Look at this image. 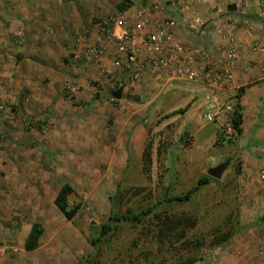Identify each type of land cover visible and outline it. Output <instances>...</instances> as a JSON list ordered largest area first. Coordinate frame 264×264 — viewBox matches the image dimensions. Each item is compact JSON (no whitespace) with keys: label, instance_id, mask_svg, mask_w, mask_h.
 <instances>
[{"label":"crops","instance_id":"crops-1","mask_svg":"<svg viewBox=\"0 0 264 264\" xmlns=\"http://www.w3.org/2000/svg\"><path fill=\"white\" fill-rule=\"evenodd\" d=\"M37 3L44 10L49 8L55 10L60 16L54 19L59 22L63 21L60 10H70L74 25L86 24L92 20L91 17L100 19L97 24L93 23L87 27L84 42L82 45H75L76 51L85 46L98 45V38L104 33L99 24L108 17L105 15L106 0H0V94L3 99H13V96L18 93V86L11 82L12 59L10 52H5L7 41L19 25L28 24L27 21L30 19L28 9L31 11L36 9ZM230 7V5L225 6L224 2L213 3L210 0H125L121 12L117 11L110 16L127 22L132 27L144 22V26L134 31L139 41L143 40L147 34L155 32L154 21L172 19L174 25L169 28L170 36L186 51L185 55L180 56L183 67L185 70H196L200 56L192 54L191 51L200 40L190 34L189 28L196 26V21L205 22L207 32L201 42L207 46L216 45L226 48L229 44L223 38V32L227 27L220 22L226 11L229 12ZM229 14L232 24L230 31L237 43L242 39V32L249 28L253 40L259 43L263 52L257 53L247 46L239 45V59L234 66L232 77L221 87L206 84L201 75L189 81L175 79L165 72L158 73L149 68L142 69L139 77L132 80L129 73L121 71L124 57L116 52L115 45L111 41L104 43L106 55L103 59L96 63L82 62L81 67L70 70L75 75L73 81L81 89L75 94L77 101L81 99L88 101L87 95L91 83L95 86L99 85V89L104 86H113V81L111 82L109 77L101 72L103 69L117 74L116 80L120 81V96L117 99L113 97L114 108L113 111L110 110L112 112L107 117L110 124L109 132L114 137V142L109 144L105 142L104 151H112L120 155L128 152H142L148 130L152 127V131H156L160 129V125H177L176 133H181L188 138V142H184V145L183 143L178 144L177 147L172 145L166 151L167 157V153L173 152L175 147L179 154L176 155L172 169L188 172L185 171L183 178L184 174L175 171L174 177L179 179V184L178 188L174 187V189L170 186L169 191L172 189L174 191L172 197L182 195L184 190L193 187L194 183L203 177L204 173L206 174L202 169L194 173L191 171L193 167L189 165L196 160V152L191 150L194 133L190 126L193 124L192 119L201 110L200 103L193 104V95L204 92L205 95H212L217 102L231 103L233 109L235 106L238 108L239 133L228 143L231 148L223 156V159H229L228 166L219 179L210 178L209 182L202 187L213 186L214 182L217 183V187L221 186L217 189L218 192H223L228 184L241 187L246 193V218H248L246 229H240L229 242L215 249L220 254L216 260L211 259L195 264H251L260 260L257 251L264 245V181L258 180V173L264 168V0H249L246 15L243 18L239 14ZM40 16L45 19V22L52 18V14L47 11L44 15L39 13V16H35L32 20L34 24L38 23ZM137 47V58L141 62L148 55L142 46ZM167 47L165 46L164 49ZM207 63L210 66H219L220 60L217 53H210ZM80 72H82L81 75L76 74ZM26 84L21 85L29 88L25 99L27 112L35 114L41 111L44 115L48 112L53 119L57 120L60 127L64 121L68 130L72 121L70 118L72 109L67 99L62 97L61 87L56 88V82L49 81L44 85L40 84L38 91L33 92L32 87ZM98 96L95 94L94 100ZM183 97L186 102L188 101L187 108L183 113H173L182 109L177 108V105ZM90 104L94 106V110L97 102ZM191 107L194 108L192 116L189 115L186 118ZM99 113L94 112L92 116H97L96 123L98 127L100 123L101 127L104 115L101 114L102 112ZM162 115H164L162 124L155 125L153 122L155 118ZM228 116L224 113L218 120L211 123L214 125L212 131L214 144L220 126ZM88 117V123L91 124H85L82 133L90 137L93 135L96 123L95 120H90L91 116ZM141 120L144 122L139 124ZM103 134L104 132L101 133ZM210 162L209 164L216 163L208 168L220 164L223 160ZM165 163L168 164L167 158ZM20 165L23 166V164ZM24 168H27L26 164ZM190 179H192L191 182ZM27 185L29 186V183H20L17 189L12 187L0 189V242H9L16 248V252L12 255H0V264H76V258L88 252L89 246L84 233H82L83 236L80 234L82 226L75 227L74 220L77 219V213L72 223L68 222L53 204L60 185L48 184L43 175L37 183L38 186L34 185L37 187L27 188ZM183 185H186L184 190H179ZM12 193L19 195L16 197ZM79 222L81 223L80 220ZM34 224L40 227L41 234L37 239L36 248L25 252L23 243Z\"/></svg>","mask_w":264,"mask_h":264},{"label":"rangeland","instance_id":"rangeland-1","mask_svg":"<svg viewBox=\"0 0 264 264\" xmlns=\"http://www.w3.org/2000/svg\"><path fill=\"white\" fill-rule=\"evenodd\" d=\"M124 1L106 0L105 15L117 13L116 5H124ZM46 11L52 14L51 20L45 22L40 16L34 24L35 16L44 15ZM60 12L62 22L54 19L60 16L55 10H44L37 3L36 9H28V24L19 25L7 41L5 52L9 51L12 59L11 82L18 86V93L13 99H3L0 94V189H17L20 183H29L27 188H35L42 175L53 186L68 183L73 190L67 199L68 206H79L75 227L82 226L80 234L83 236L84 233L89 246L88 252L76 258V264H195L216 260L220 254L215 249L229 242L240 229H246V193L231 184L218 192L221 186L217 187L213 181L215 185L202 187L188 201H165L173 196V189L179 184V179L174 177L176 170L172 169L179 154L175 147L188 142L187 137L176 133L177 125L174 124L160 125L156 131H152V127L148 130L144 138V145L151 147L147 173L142 171V152L120 155L104 151L105 142H114L107 117L114 108L112 92L116 85L99 89V85L91 83L88 101H77L76 95L67 97L62 89L66 82L76 85L75 75L70 70L82 64L70 61L77 50L76 39L84 38L87 27L97 24L100 19L91 17L86 24L74 25L70 10ZM49 81H55L56 88L61 87L62 97L70 103L72 121L68 130L64 121L60 127L48 112L46 115L41 111L27 112L25 99L29 88L21 84L27 83L36 92L40 84ZM80 91L78 87L77 93ZM95 94L99 96L94 100ZM204 95V92L194 94L193 104H201ZM92 102H97V110H93ZM187 104L183 97L177 108ZM193 109L190 108L186 118L192 116ZM94 112L104 115L102 128L96 123L97 116H92ZM201 115L200 110L190 126L194 133L191 150H195L196 160L189 165L194 173L200 169L206 172L216 163L209 164L211 160L224 161L223 156L231 148L228 143H213L214 125L205 122ZM88 116L96 123L90 137L82 133L84 125L91 124ZM163 116L155 118V125L162 124ZM142 122L144 120L139 124ZM172 145L174 151L168 152L166 157V151ZM179 171L187 172H176ZM170 186L173 189L169 191ZM185 187L183 185L179 190L183 191ZM148 209L150 211L137 221H110L108 234L93 247L89 245V240L98 236L100 226L109 216H134ZM182 218L191 220L193 225L184 222L172 232L164 231L163 223ZM224 236H227L225 242L217 244Z\"/></svg>","mask_w":264,"mask_h":264},{"label":"built area","instance_id":"built-area-1","mask_svg":"<svg viewBox=\"0 0 264 264\" xmlns=\"http://www.w3.org/2000/svg\"><path fill=\"white\" fill-rule=\"evenodd\" d=\"M213 3L224 2L225 6H231V10L221 18V25L227 27L223 32V38L227 40L229 46L226 48H220L219 46H207L202 43L206 36L207 26L205 22L196 21V26L190 27V34L194 38L200 40L199 43L194 46L191 51L192 54L200 56L197 60L198 67L196 70H185L183 67V60L180 57L185 55L186 51L176 42H174L170 36L169 28L174 25V21L167 18L161 22L154 21L153 26L155 32L147 34L143 40L139 41L134 31L139 27L144 26V22H141L134 27L130 26L127 22L116 19L113 16L106 17L99 27L104 32L98 38V45L85 46L76 51L71 57V63L79 62H91L96 63L103 59L106 55L104 43L107 41L113 42L117 53L123 55L124 62L121 67V71L129 73L130 79L136 80L139 77V73L144 68H149L155 72H165L170 77L182 80H195L201 75V78L206 84L213 87H221L224 83L228 82L232 77L234 66L238 62V46L248 47L251 51L262 53L263 48L258 42L253 40L250 29H245L242 32V39L237 43L233 33L230 31V14H239L242 18L246 15V6L249 0H210ZM84 38H77L76 45H82ZM138 45L147 53L148 57L139 62L137 58ZM168 46L167 49H164ZM217 53L220 60L219 66H210L207 63V57L210 53ZM114 59V58H113ZM101 72L112 80L116 89L120 88V83L116 80L114 72L108 69H103ZM111 81V82H112ZM64 94L67 97L74 96L78 87L74 83L66 82L63 85ZM202 119L207 123H213L218 120L220 115L226 113L229 116L221 124L217 136L216 142L219 144H225L231 142L236 136L237 131L232 126L231 118L233 113V106L231 103L217 102L212 95L206 94L203 96L201 103ZM258 180L264 181V168L258 173ZM16 252V248L9 242H0V255H12ZM260 260L251 264H264V245L260 246L258 251Z\"/></svg>","mask_w":264,"mask_h":264},{"label":"trees","instance_id":"trees-1","mask_svg":"<svg viewBox=\"0 0 264 264\" xmlns=\"http://www.w3.org/2000/svg\"><path fill=\"white\" fill-rule=\"evenodd\" d=\"M123 4H117L116 5V10L118 12H121V9L123 8ZM231 10V7L230 9ZM264 28V26H263ZM121 93V89L117 88L116 90H114L112 92V97L114 98H119ZM187 108V105L180 109L177 110L173 113L176 114H180L183 113L185 111V109ZM237 107L235 106L233 109V113H232V118H231V123L232 126L236 129L237 133H239V129H238V124H239V120H240V115L239 112L237 111ZM150 153H151V147L149 145H145L141 154V163H142V171L147 173L148 172V166L150 163ZM210 178L207 176H203L201 178H199L195 185L193 187H191L190 189H188L185 193H183L180 196H175V197H171V198H165V201L169 202V201H176V202H185L188 201L189 198L191 197V195H193L195 192L198 191V189L204 185H206L209 182ZM73 190L70 187V185L66 182L62 183L54 197L53 200V204L55 206V208L58 210V212L65 218L66 221L71 222L73 221L79 206L78 205H73V206H68L67 203V199L68 196L70 194H72ZM150 211V209L146 210L145 212H140L137 215L134 216H120V217H112L109 216L107 218V221L105 223H103L100 226L99 229V233L98 236L95 239L89 240V245L91 247H93L95 245L96 242H99L101 240V238H103L105 235L108 234V232L110 231V226H109V222L110 221H137L138 218L142 215L147 214ZM186 223L189 226L193 225V222L191 220H188L185 218H182L180 220L177 221H173V220H168L167 223H163V229L164 231L167 232H172L175 228L179 227L182 225V223ZM161 233V231H159ZM41 234V229L38 225L34 224L31 226L30 232L28 233L27 237L25 238V241L23 243V250L25 252H30L33 251L36 248V242L38 237ZM227 236H224L223 239H220L217 244H220L222 242H225ZM186 264H191V262H187Z\"/></svg>","mask_w":264,"mask_h":264},{"label":"water","instance_id":"water-1","mask_svg":"<svg viewBox=\"0 0 264 264\" xmlns=\"http://www.w3.org/2000/svg\"><path fill=\"white\" fill-rule=\"evenodd\" d=\"M228 163H229V159H226L222 163H220L214 167L208 168L206 170V176L211 178V179H219L222 172L228 166Z\"/></svg>","mask_w":264,"mask_h":264}]
</instances>
